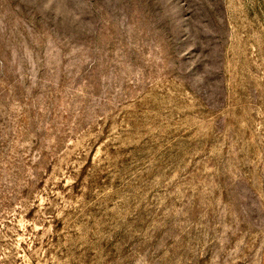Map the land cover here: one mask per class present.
<instances>
[{
	"label": "rangeland",
	"instance_id": "374dc122",
	"mask_svg": "<svg viewBox=\"0 0 264 264\" xmlns=\"http://www.w3.org/2000/svg\"><path fill=\"white\" fill-rule=\"evenodd\" d=\"M0 264H264V0H0Z\"/></svg>",
	"mask_w": 264,
	"mask_h": 264
}]
</instances>
